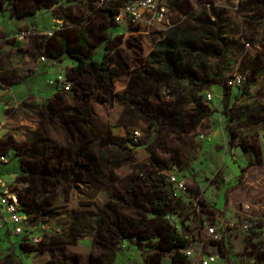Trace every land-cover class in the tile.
I'll return each mask as SVG.
<instances>
[{"label": "rangeland", "instance_id": "374dc122", "mask_svg": "<svg viewBox=\"0 0 264 264\" xmlns=\"http://www.w3.org/2000/svg\"><path fill=\"white\" fill-rule=\"evenodd\" d=\"M127 1L72 0L68 9L70 18L62 20L65 28L51 37H39V34L58 27L60 20L52 14L68 11L66 4L60 8L39 9L41 3L15 0L14 12L35 11V14L22 19L11 18L4 24V18L9 16L5 9L10 4L9 0H0V48L15 42L9 52L0 56V107L4 104L11 107L6 112L3 126L7 129L4 134L7 138L3 140L2 149L8 151L5 173L17 170L16 156L19 155L24 167L14 179L23 208L32 214L33 221L42 225V240L38 245L41 249L57 246L60 250L65 247L78 248L83 252H87L88 247L93 250L92 255L81 258L82 262L74 263L72 259L67 262L61 251L52 249L48 261L45 255L21 253L15 247V238L11 241L0 235V264H22V261L23 264H91L95 257L99 259L98 264H146V256L153 252L143 250L140 253V248L154 243L160 247L165 245L162 238L152 237L155 225H144L154 217L145 208L153 195L151 175L157 169V163L150 158V150H154L165 166L185 180L186 189L188 181L194 182L191 196L183 193L180 198L171 193L170 203V212L176 215L192 238L207 245L212 240L203 230L201 221L219 220L226 226L222 242L225 241L234 253L248 250L242 253L245 264H264V170L248 173V168L246 171L243 168L245 172L239 173L238 165L245 164L246 158L242 153L228 149L224 125L226 116L232 119L256 115L253 105L260 94L248 93V98L232 104L227 111L222 107L227 104V99L218 89L216 95L219 100L209 101L208 105L220 112L203 104L198 94L199 90L209 89L213 96L212 81L223 85L229 79L226 78L228 73L248 70L238 62L241 52L232 48V58L222 68L216 66L218 60L213 56L205 57L210 82L198 85L197 93H188L186 81L169 77L171 69L162 61L164 57L151 56L152 51L160 52V41L176 31L177 26L169 31L162 22L123 23L124 27L115 22L113 34L106 31L107 10H114ZM236 1L215 0L218 4L216 9H227L234 24L238 18ZM239 2L243 7L248 5V0H239L237 6ZM241 8L239 4L237 9ZM209 11L213 15L212 7ZM244 12L246 14L240 16L246 21L248 6ZM214 17L215 21L219 19L216 13ZM27 28L38 34L15 39L17 33ZM78 37L86 38L90 44L87 52L94 53L93 58L99 59L104 46L101 41L108 37L107 55L125 61L122 67H118L117 62L110 63L118 73L111 75L108 82L98 79L90 70L83 74L72 72L76 61L66 55L59 60L48 58L45 62L38 61L41 51L45 54L48 50L60 52L63 39H68L69 45L75 46ZM250 54L255 57V48L248 49L247 46L244 61L249 60ZM263 54L261 48L258 55ZM146 67L158 71L161 81L153 80L154 85H144L137 75H131L132 71ZM194 68L200 72L197 65ZM56 71H62L70 80L71 88L67 92L55 93V89L47 84ZM164 75L169 78L165 79ZM22 76L28 81L13 85L11 91L6 90L10 82ZM248 84L247 78L243 88L248 89ZM74 95L77 98H73ZM86 102L90 106L89 113L86 114L85 110L76 112V107ZM143 111L154 115L157 123L150 126ZM74 119L80 120L72 123ZM136 128L141 134L135 142L137 144H132L130 131ZM231 130L230 127L229 136ZM262 132L263 126L260 128ZM210 137L214 143L210 145L212 148L206 145ZM124 146L128 150H124ZM90 155H94L97 162L86 167L82 163ZM226 158L236 165L227 166L223 161ZM47 161L49 166L58 165L62 169L57 182L50 181L42 172V165ZM160 179L164 189L167 182L163 177ZM113 186L121 192L119 198L113 195ZM206 203L209 205L204 207ZM206 212L213 218L208 219ZM119 216L130 220L134 226L131 229L126 223V233L131 232V235L125 239L129 243L126 242V247L121 250L122 240L109 243V233L102 230L104 226L111 227V222H116ZM244 223L248 225L246 233L239 230ZM137 230L147 233L146 239L138 238L134 234ZM198 251L200 247H194L196 255ZM203 251L207 252V249ZM169 260L170 257L166 256L163 264H169Z\"/></svg>", "mask_w": 264, "mask_h": 264}, {"label": "crops", "instance_id": "0c3cea01", "mask_svg": "<svg viewBox=\"0 0 264 264\" xmlns=\"http://www.w3.org/2000/svg\"><path fill=\"white\" fill-rule=\"evenodd\" d=\"M204 1L206 2V6L198 5L197 0H172V2L175 4V6H173L175 17H178L179 16L178 14H180V13L182 15H184V14L189 15V18H186L184 21L182 19V23H181L180 28H179V30L181 31V34H179L177 37H174L173 38L174 41H176V42L192 41V40H194L195 37L189 36L186 33L183 34L184 29L187 30V29L197 28L198 26H208L209 25V23H206L204 21V19L210 14V11H209L210 6H213L212 10H214L215 8L218 7V4L215 2V0H204ZM208 3H211V5L207 6ZM5 12H7V13L9 12L8 8L5 9ZM258 15H260V16H258ZM256 18H257V20H255ZM10 19H11L10 16H8V18H4V24H7L10 21ZM221 23L222 22L219 21V25ZM1 24H2V20L0 19V27H1ZM223 24L227 25L229 28H234V29H239V30H241L243 28H248V36H251V34H250L251 31H255V33L257 35V36L255 35L257 37L256 43L260 44L261 46H264V0H248V24H246V23L244 24V22L240 19H237L236 24H234L232 21H230V22L223 21ZM122 27H124V25ZM114 29H115V27L113 25L112 31H111L112 33H110V34H113ZM236 37H237V35L235 36V39H236ZM14 44H15V42H12V44H10V45L8 43V45H6L4 48H0V56H2L4 52H9V50H10L9 48L14 46ZM165 46H166V44H165ZM201 60H202L201 62L205 63L203 58ZM166 63L169 65V67L171 69L172 67L170 66V63L168 61H166ZM179 64L181 66L182 71H183V69L188 68L190 72L191 71L198 72L194 68V65H197V64H194V62H189L187 60L182 59L179 61ZM197 67L201 68L200 65H197ZM202 70L204 71L203 76L207 77L208 76V69L204 68ZM200 72L202 73V71H200ZM169 77L177 78L176 75L172 71L170 72ZM248 77H249L248 89L236 87V88L232 89V91H230V92L226 91L224 93V97H225V99H227V104L222 105V107H224V109L228 111L229 107H231L232 104L236 103L237 101H241L242 98H248V93L253 92V93L260 94V96L257 98L258 100H255V103L253 105V107L256 109V115H254L253 117L241 115V117H239V118L233 117L232 119H229L226 116L227 120H225L224 122H226V121L227 122L224 125H226V131H227L226 139L228 140V141L227 140L226 141H227L228 149L232 152H240L246 158L245 164L238 165L239 173H242L246 168H248V173H251V172L252 173H255V172L259 173V171L261 172L264 170V143H263L264 142L263 141L264 140V133L263 132L260 133L261 126L264 127V105L262 106V102H264V54L259 55L257 57H252L250 64L248 66ZM178 78L177 79L179 81L183 80V81L187 82V86H185V89L187 90L188 93H190V91H191V94L197 93V87H198V85L200 86L201 81L198 82L196 80L190 79L189 76H188V78L184 77V76H179ZM26 81H28V80H26ZM12 82L9 83L10 85L7 86L6 90H8V91L12 90V86L15 85V84H12ZM16 84H18V83H16ZM211 87L214 89L215 92H214L213 96H211L210 99L206 98V93H205L206 90L205 89L199 90V92H198V94L200 96L199 100H201V102H203V104H205V105H208L209 101L211 102V101H214L215 99L219 100L217 98L218 96L216 95V93H218L219 90L221 91L220 85L216 81H212L210 88ZM253 88H254V90H253ZM202 91H203V93H202ZM259 101H261V104H257V102H259ZM221 102H222V99H221ZM208 107L211 108L209 105H208ZM10 108L11 107L9 104H4L3 107H0V110L2 112L6 113V112H8V109H10ZM211 109L220 112V110L216 107L211 108ZM259 109H260V113H259ZM231 110H233V109H231ZM216 111H214V113H216ZM233 111L236 112L235 110H233ZM214 113H212L211 115H213ZM2 118L3 117L0 116V120ZM230 127L232 130H231V134L229 136L228 135V129H230ZM4 131H5V129H2L1 134H3ZM5 137L7 138L6 135L3 138L6 139ZM211 144H214L212 137L207 138L206 145L211 147L210 146ZM219 154H220V152H219ZM223 161L229 167H233L236 165V163H234L233 161H230L229 158H226ZM5 164L6 163H0V165L2 166V167L0 166V169H1L0 177L7 182H11V181H13V179L15 178L17 173H16V171H13V172L7 171V173H5V171H6V169L4 168ZM15 168L17 169V166H15ZM243 168H244V170H243ZM193 188H195L194 182L188 181V185H187V189L185 191V194L191 196L193 194V192H192ZM217 202L218 201H216V204H217ZM207 205H209V204L206 203L204 205V207H206ZM205 215L208 216V219L213 218V215H209L207 212L205 213ZM36 233H37V231H36ZM0 235H1V237H4V238L9 239L11 241H13V238H15V241H14L15 247L18 250H20L21 253L30 254L32 256L38 254V255H40V257H43L45 255L48 257L47 258L48 261L51 258L49 256V251L52 249L58 250L59 252L61 251V253H63V255L65 256L67 262L68 261L70 262L72 259V262H74V263H80V262H82L81 258L83 256H86L88 254H91V255L93 254V250H91L92 248H90V247H88L87 252H83V251L79 250L78 248H71V247H67V248L65 247L64 249L60 250V247H57V246L41 249L40 246H36V245H33V244L27 242L23 236L13 235V234L7 232L6 229H1ZM125 239H127V238L122 239V246L120 245L121 248L119 246L120 250L122 248L126 247V242L129 243V240H125ZM202 244H204V243H201L200 240L196 239L192 245H193V247H197V246L201 247ZM135 245H137V244H135ZM143 250L147 251V252L149 250H151L153 252V253H151L149 251L151 253V255L146 256V257H148V264H163V262H164L163 260H164V258H166V256L170 257L169 264H174L172 261V252L171 251H161L158 248H154L152 246H147V245L140 248V253H142ZM223 250H224L223 254L220 253V257L218 258L216 263H213V264H245L244 263V257L245 256L242 253L244 251H248V250L244 249L238 253H234L232 251L231 247L228 246L225 241L223 243ZM180 252L183 253V248H180ZM89 257L91 258V256H89ZM96 258L97 257H95L92 261H94ZM31 259L34 260L33 258H31ZM63 260L65 261L64 258H63ZM195 260L196 259L193 256L186 257V263L185 264H199L198 261L197 260L195 261ZM77 261H79V262H77ZM21 263L23 264V261ZM47 264H50V263H47Z\"/></svg>", "mask_w": 264, "mask_h": 264}, {"label": "trees", "instance_id": "16d2710c", "mask_svg": "<svg viewBox=\"0 0 264 264\" xmlns=\"http://www.w3.org/2000/svg\"><path fill=\"white\" fill-rule=\"evenodd\" d=\"M34 3H41L42 6L38 7L39 9H43V8H60L61 6H63V4L65 5V9H69L71 7V5L69 4L70 1L72 0H32ZM9 4L7 6L8 10H9V16L11 18H16V19H22V18H26L27 16H30L32 14H35V11H23L20 14L17 12H14L16 9V7H14L15 4V0H9ZM120 5H118L119 7ZM14 8V9H13ZM117 12V8H115L114 10H107V26H106V31L110 34L112 33V27L115 23V14ZM52 16H54V18L56 20H64L65 18H70V12L65 11L63 14H52ZM65 28V25L63 24L62 21V26L59 29H55V31L53 32V34L51 36H53L56 32L61 31L62 29ZM45 35H39V37H44ZM51 36H46V37H51ZM109 40V38L107 37V39H102V43H103V47H102V58H93L94 57V53H90L87 52V49L89 47V42L86 40L85 37H78L76 39V43L75 46H71L69 45V41L68 39H63L60 43L61 45V51H55V50H48L47 54H45L43 51H41L40 55H45L47 57V59H52V60H59L63 55H66L72 59H74L76 61V64L74 67L71 68L72 72L75 71L78 74H83L86 71L90 70L92 72H95L97 75L98 79H101L103 82H108L111 75H116L118 73L117 68L111 67L110 63H114L117 62L118 67H122L125 63V61L121 62V60H116L110 56L107 55L108 51H106V42ZM41 50V49H40ZM169 49L167 48V46L164 45V43H161L160 45V52L157 53V55H159L160 57H164L162 61H167L166 57H165V52L168 51ZM116 60V61H114ZM161 61V60H160ZM131 75H137L138 80L141 81H150L153 82L154 81H161L160 77V73L158 71H156L153 68H150V70L147 69V67L145 69L142 70H134L131 72ZM177 79V78H175ZM24 80H26V77L22 76L19 77L18 79L13 80L12 84H16V83H20L23 82ZM178 80V79H177ZM249 80V78H248ZM157 81V82H158ZM58 93V92H56ZM55 94V93H54ZM76 95H74L73 98H75ZM77 98V97H76ZM90 106L88 105V102H86L84 105L78 106L76 107V112H83V110H85L84 112L86 114L89 113ZM143 115L144 118L149 122L150 126H153L157 123L156 118L154 117V115L147 113V111H143ZM80 120V119H78ZM77 119L71 120L72 123H76L78 121ZM6 141V139H3ZM3 140L0 141V155H5L8 153V151L3 150L2 149V144L4 143ZM131 140V138H130ZM132 141V140H131ZM132 144H137L135 142L132 141ZM148 148V147H147ZM124 150H128V147L124 146L123 147ZM150 149V148H148ZM10 151V150H9ZM16 149H15V153H16ZM16 156V155H15ZM17 160H18V165H17V170L16 173L18 172H22L23 171V161L21 160V157L18 155L16 156ZM150 158L152 160H154V162H156L157 164L155 165L156 169V173L154 172V174L151 175V181H152V185H153V195L150 198V200L147 202V207H145L146 209L151 211V214L154 215V217L150 220H147V223L144 222V225L146 227H151V225H155L156 228L155 230V235L154 233L152 237L157 236L158 238H162L163 242H164V246H159L158 243H154L152 244V247L154 248H158L161 251H171L172 252V261L174 264H185L186 263V256L184 253L180 252V248H187L191 245L192 243V237L191 236H187V229L185 228V226L182 225V232L180 233L179 231H177L174 227V225H172L171 223H169L165 216L170 212V203H171V197L169 195V185L167 182V186L165 185L164 189L162 187V179H160L161 177L165 178L164 180H166L165 175L162 173L163 170L169 168L167 166H165V163L163 162V160H161V158H159L156 154V152L154 150H150ZM96 161L95 156L90 155L87 157L86 162L82 163L83 165H85L86 167L88 166H92ZM97 162V161H96ZM97 165V164H96ZM43 169L42 172H45L46 177L52 181V182H57L58 177L62 174V169L60 168V166H49L48 165V161L47 163H43ZM32 167H30L31 169ZM34 169V168H33ZM32 169V170H33ZM96 169L99 170L98 166H96ZM164 186V185H163ZM112 193L115 197L119 198L121 195V192L115 187H111ZM134 198H137L135 196V194H133ZM20 196V195H19ZM24 207V204H22ZM24 209V208H23ZM25 211H27L26 209H24ZM28 212V211H27ZM30 213V212H29ZM128 223V226H130L131 229L134 228V226L131 225L130 220L128 219H124L119 217H116V222H111V227L114 228V230H111L110 226H104L102 227V230H104L105 234L109 233L110 237L108 242H112L114 243V241H120L124 238H128L129 235H131L130 233H126L128 227L126 226ZM144 232H148L147 229H144ZM147 233H143L140 232L139 230L135 231V235L138 238H142V239H146L145 238V234ZM149 236H151L150 234H148ZM114 240H111V239ZM223 243L224 242H219V252L221 254H223ZM39 243L36 245L38 246ZM95 247V246H94ZM108 247V246H107ZM146 263L148 264V257H146Z\"/></svg>", "mask_w": 264, "mask_h": 264}, {"label": "built area", "instance_id": "2783aa9c", "mask_svg": "<svg viewBox=\"0 0 264 264\" xmlns=\"http://www.w3.org/2000/svg\"><path fill=\"white\" fill-rule=\"evenodd\" d=\"M140 21H144L148 24L162 22L164 26H167L168 20L166 18V0H128L122 6L117 7L115 22L119 25ZM61 26L62 21L60 20L58 27L55 29H59ZM55 29L39 35L51 36ZM37 34L38 33L31 30V28H27L17 33L15 38L21 40ZM46 60L47 57L45 55H39L38 61L45 62ZM243 80L244 78L241 75H234L229 77L227 84L237 86L240 85ZM47 84L55 89V93L58 91L67 92L71 88L70 80L67 79L66 75L62 71H56L55 76L49 78ZM206 98L210 99L211 94H207ZM0 116L3 117L0 120L1 141L4 139V134L7 131V129H5L4 133L1 134L3 126L6 123L7 115L0 110ZM130 134L132 135L131 140L136 142L140 137L141 132L136 128L130 131ZM7 154L0 155V163H7ZM162 173L165 175L166 181L168 182L170 197L172 198V194H174L176 196H180L181 198L182 194L186 191L185 180L172 171L170 167L163 170ZM16 184L15 179L11 182H7L0 177V204L2 205H0V230L6 229L7 232L13 235H21L27 242L37 245L42 240V225H40L39 222L33 221L32 214L23 209ZM165 218L166 220H169L172 225H174L177 231L180 233L182 232V223L181 221H178L179 219H177L174 213L169 212ZM201 225L207 236L211 238L212 242L207 245L202 244L200 251H198V255H196L192 245L195 241L193 237L191 245L187 248H183V253L186 257L193 256L199 264L216 263L220 257L219 242H222L224 239L222 233L224 232V229L226 230V226H224V224H222L219 220H203L201 221ZM187 228L189 230L190 227ZM191 230L193 233H196L193 229ZM239 230L240 232L246 233L248 231V225L246 223L242 224ZM187 236H191L188 231ZM204 249H207V252H204Z\"/></svg>", "mask_w": 264, "mask_h": 264}, {"label": "flooded vegetation", "instance_id": "af4514ba", "mask_svg": "<svg viewBox=\"0 0 264 264\" xmlns=\"http://www.w3.org/2000/svg\"><path fill=\"white\" fill-rule=\"evenodd\" d=\"M238 1H236V4H235V12L238 16L237 19L242 20L244 24L245 23L248 24L247 23L248 20L246 19V21H244L245 19L244 18L241 19L242 17L240 16L242 14L244 15L246 14L244 10L247 9L248 5L243 7V4H241L242 2H239L242 8L238 10L237 9V7L239 6V4L237 6ZM197 3L198 5L206 6V2L204 0H197ZM209 5H211V3H208L207 6ZM173 6H175V4L172 2V0H166V18L168 20V25L166 26L165 29L166 30L169 29L170 31L171 29L177 26V30L170 33L168 37L165 38L164 41H160V42L164 43V45L166 44L167 48L169 49L168 51L165 52V57L167 61L170 63V66L172 67L171 71L176 75L177 78L179 76H184L188 78L189 76L190 79L196 80L198 82L201 81L200 85H203V84L209 83L210 81L208 82V79H207L209 75L207 77L203 76L204 71L202 69L204 68L206 69L207 65H206V62L205 63L201 62L202 58L205 59V57L213 56L214 58L218 60L216 63L217 67L222 68V67H225L228 59L230 60V58H232L230 57L231 51H232V48H235L237 52L239 51L241 52V56L238 58L239 64L241 62V67L248 68L253 54H250L247 57L249 58L248 61L247 60L244 61L243 56L246 52L247 46H248V49L249 47L255 48V54H256L255 57L259 56L258 53L261 48L264 51V46H261L260 44L256 43L257 41L256 33L251 34V36H248V40H247L246 39L248 35V32L246 31L247 28H243L239 30V29L229 28L227 25L223 24V21L225 22L231 21V19L229 18L227 9L219 11L215 8L213 10L214 12L213 15L209 14L204 19L206 23H209L208 26H198L197 28L183 30V34L186 33L189 36L195 37L194 40L176 42L174 41L173 38L181 34V31L179 30V28L182 23V19L184 21L186 18H189V15L188 14L182 15L180 13L178 14L179 15L178 17H175ZM210 7H213V6H210ZM215 13L219 15V19L217 21H215V17H214ZM219 21L222 22L220 25H219ZM236 35L237 37L235 39ZM161 43L159 44L161 45ZM156 55H157V52L152 51L151 56L155 57ZM182 59L187 60L189 62H194V64H197V65H200L201 67L200 71H202V73L194 72V71L190 72L188 68H185L182 71L181 66L179 64V61ZM234 75H241L244 78L243 82L237 86H231L227 84V82L221 85V83L218 82V84L221 87L222 93H225L226 91L230 92L232 91V89L236 87L243 88L245 81H247V78H249L248 70H245L241 73L230 72L226 75V78L232 77ZM164 78L168 79V76L164 75ZM139 81L144 85H154L153 82H150V81H148V83L141 81V80ZM205 90H206L205 91L206 95L211 94V91L209 89H205ZM98 262H99V259L96 258L94 261H91V264H98Z\"/></svg>", "mask_w": 264, "mask_h": 264}]
</instances>
